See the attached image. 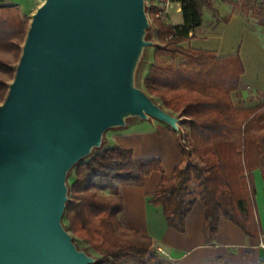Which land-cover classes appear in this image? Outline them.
Returning a JSON list of instances; mask_svg holds the SVG:
<instances>
[{
	"label": "water",
	"instance_id": "95a60500",
	"mask_svg": "<svg viewBox=\"0 0 264 264\" xmlns=\"http://www.w3.org/2000/svg\"><path fill=\"white\" fill-rule=\"evenodd\" d=\"M147 0H43L0 102V264H98L64 221L70 176L111 130L186 116L143 87Z\"/></svg>",
	"mask_w": 264,
	"mask_h": 264
},
{
	"label": "trees",
	"instance_id": "16d2710c",
	"mask_svg": "<svg viewBox=\"0 0 264 264\" xmlns=\"http://www.w3.org/2000/svg\"><path fill=\"white\" fill-rule=\"evenodd\" d=\"M149 4L153 38L143 71L142 87L166 109L186 119L180 143L182 162L172 175L163 174L151 202L161 205L168 226L184 231L196 201L205 207L204 232L212 241L221 217L246 235L260 238L254 170L264 180V100L255 106H237L235 99L245 71L241 57H218L208 50L184 47L203 24L204 10L216 11L213 0L179 2L183 22L170 24ZM27 20L15 4L0 0V102L13 78L21 54ZM154 170L163 171L157 157L136 158L131 148L106 144L82 161L70 176L71 201L64 221L75 240L99 256L98 264H172L157 251L153 239L127 227L123 185H144Z\"/></svg>",
	"mask_w": 264,
	"mask_h": 264
},
{
	"label": "crops",
	"instance_id": "0c3cea01",
	"mask_svg": "<svg viewBox=\"0 0 264 264\" xmlns=\"http://www.w3.org/2000/svg\"><path fill=\"white\" fill-rule=\"evenodd\" d=\"M213 1L216 11L204 10L203 24L197 29L196 36L183 45L212 51L218 57L238 54L245 71L236 97L243 98L250 93L257 97L254 102L258 104L264 100V41L244 15L234 9L237 0ZM154 3L163 7V16L170 24L183 22L179 2L155 0ZM175 4L178 6L173 13L171 9ZM111 144L131 148L136 158L157 157L161 160L163 171L154 170L144 185L122 186L124 211L120 219L127 227L150 236L155 247L162 248L163 255L172 264H264V180L259 169L253 174L261 237H250L239 226L221 217L217 234L209 242L204 232L205 207L201 200L196 201L188 214L184 231L170 228L162 206L151 202V194L163 174L170 177L182 162L176 132L156 120L139 122L118 132Z\"/></svg>",
	"mask_w": 264,
	"mask_h": 264
},
{
	"label": "rangeland",
	"instance_id": "374dc122",
	"mask_svg": "<svg viewBox=\"0 0 264 264\" xmlns=\"http://www.w3.org/2000/svg\"><path fill=\"white\" fill-rule=\"evenodd\" d=\"M42 1L43 0H6L7 3L15 4L18 6V8L21 10L22 14L24 15L25 20H27L28 26H29V22L31 20V14L34 12V10L37 8V6L42 3ZM147 3H148V14H149V17H150L151 23H152V38H153V19L154 18L149 13V4H152L153 1L147 0ZM176 6H178V4L173 5V7H172L173 9H171V11L173 13L176 12V9H175ZM234 9L239 11L240 13H242L244 15V17L246 18V21L251 25V27L254 30H257L260 33V36H261L262 40L264 41V0H237V1H234ZM162 17L165 18V16H162ZM146 65H147V63H146ZM146 65H145V67H146ZM260 97H261V95L258 98H260ZM237 98H238V96L237 97L235 96V99H237ZM255 98H257V97H254V95H250V93H249L248 95L245 94L243 98H242V96H239V100H235V102H236L237 106H243V107L255 106L256 105V102H254ZM144 122H146V121H144ZM147 122H149V121H147ZM125 130L126 129L109 131L107 133V140H106L105 145L111 144V142H113L116 134H118V132H124ZM178 141H179V139H178ZM179 145H180V142H179ZM162 256H165V255L162 254ZM165 258H166V256H165ZM134 262H136L135 259H130V260H127L125 263L132 264Z\"/></svg>",
	"mask_w": 264,
	"mask_h": 264
},
{
	"label": "built area",
	"instance_id": "2783aa9c",
	"mask_svg": "<svg viewBox=\"0 0 264 264\" xmlns=\"http://www.w3.org/2000/svg\"><path fill=\"white\" fill-rule=\"evenodd\" d=\"M163 14H164V10L157 11V13H156L157 16H163ZM157 251L159 253L165 254V251L162 248H157Z\"/></svg>",
	"mask_w": 264,
	"mask_h": 264
}]
</instances>
